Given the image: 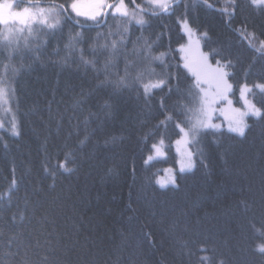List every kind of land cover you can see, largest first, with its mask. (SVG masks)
<instances>
[{"label": "trees", "instance_id": "16d2710c", "mask_svg": "<svg viewBox=\"0 0 264 264\" xmlns=\"http://www.w3.org/2000/svg\"><path fill=\"white\" fill-rule=\"evenodd\" d=\"M50 2L40 0L42 6ZM172 2L168 12L145 15L143 26L111 15L97 24L72 14V19L62 20V30L41 34L39 53L17 59L18 67L24 65L15 85L17 100L8 105L9 115L0 110V264H21L22 241L34 245L37 238L41 246L38 254L29 252L31 264H41L45 255L50 264H198L197 255L206 253H197V248L205 245L240 264H264V258L249 251L246 229L250 218L264 212V118L250 116L244 136L225 128L206 130L199 144L190 145L195 162L190 171L179 170L178 129L171 124L166 131L154 127L163 119L161 98L169 110L180 99L176 77L181 91L193 83L180 59L185 41L181 22L194 29L205 52L215 50L233 61L229 82L237 100L239 85L264 82V57L254 51L264 41V10L250 0ZM136 4L152 11L147 0ZM133 7L129 3L130 11ZM76 33L86 42L77 44L64 64V45ZM108 33L114 34L108 38L109 49H101L105 40L96 38ZM121 35L126 45L110 71L118 69L122 75L123 53L139 50L143 39L154 42L153 56L166 53L151 63L158 74L153 79L170 73L173 91L155 90L150 108L136 91L116 93L101 84L111 41L119 42ZM91 45L97 48L95 54ZM81 48L86 59L96 61L95 69L80 63ZM250 96L260 107L258 90ZM105 102L112 105L110 110ZM13 118L18 136L11 134ZM161 139L164 157L145 163ZM69 150L75 159L67 164L71 171H64L57 166L65 163ZM168 167L176 184L163 188L157 177ZM13 180L16 186L9 192ZM185 242L187 247L182 246Z\"/></svg>", "mask_w": 264, "mask_h": 264}, {"label": "snow or ice", "instance_id": "6c2138e0", "mask_svg": "<svg viewBox=\"0 0 264 264\" xmlns=\"http://www.w3.org/2000/svg\"><path fill=\"white\" fill-rule=\"evenodd\" d=\"M24 0H18V2H12V0H3L0 2V107H4L7 112H11L12 108L8 105L17 100L16 83L18 82V75L21 68L24 67L20 64L18 67L16 61L18 58H23L28 54L34 52L39 53L41 50L40 36L41 34H55L56 31L62 30V20L66 22L72 19V14L75 17H84L86 20L95 21L100 23V18L106 15H111L113 18L119 17L121 19H129L135 21L137 25H146L147 20L145 15H156L158 11L168 12L174 5L172 0H147V7L151 8V12H147L144 7L136 4V0H129L128 3L125 0H118V2L110 3L109 0H64V2H57V0H51L47 6H42L40 0H30V2L20 7V4ZM206 2V0H205ZM235 3V0H232ZM129 3L132 4L133 10H129ZM251 5L256 6L264 10V0H250ZM110 10L106 12L105 10ZM137 10H139V15ZM231 15V13H229ZM106 22V21H105ZM77 24H80L79 20H76ZM187 25V22L185 21ZM127 28L124 32H127ZM245 35L247 34L246 27L244 29ZM114 34H98L97 40L103 38L104 44L99 45L101 49H109L108 38ZM189 42L186 45H181L179 51L184 55L181 56L183 61V68L191 74L193 83L187 90L181 91L179 88V77H176L177 86L175 91L180 94V99L173 109L169 110L164 103V98L160 100V115L163 116L162 120H158L154 127L159 131L163 128L165 131L168 125L171 124L175 129H178L177 135L181 136V139L176 141L177 145L184 144L186 146L199 144L203 135H206V130L212 128H218L219 125L212 123V114L215 111V106L222 102H227L231 105L229 100V93L233 90V84L229 82V77L234 73L229 72L228 69L234 68L233 61L223 56L222 53L213 50L212 53H205L200 50L199 39L195 42L191 40L192 30L188 28ZM204 36L207 34L204 33ZM143 39V38H140ZM86 42V38L82 33H76L74 36L68 38V43L64 45L68 54L62 58L61 62L68 63L73 53L76 51L77 44H83ZM44 45L47 41L42 42ZM36 45L33 48V45ZM153 44L147 39H143V43L140 44L139 50L135 47L132 53L124 52L125 65L123 74L121 75L119 70L110 71L111 68L116 67L115 58L121 54L122 46L126 45V41L121 35L119 42L116 40L111 41V53L112 55L105 63L103 68V74L105 80L101 82L109 84L116 93L133 90L137 92V95H142L147 107H151L150 101L155 95V90H163L168 87V92L171 94L173 88L170 86L173 79L170 73L165 74L166 78L153 79L158 74L151 68V63L160 60L166 55V53H160L159 56H153ZM119 45V46H118ZM93 54L96 53L97 48L95 45L90 46ZM80 63L85 66H91L96 68L95 60H88L85 58L84 49L80 50ZM254 51L257 56L264 57V41H259V46L255 47ZM59 55V53H57ZM129 56H134L137 59H129ZM220 56V59H216ZM211 57V59H210ZM214 60V64L212 62ZM99 72L100 70L97 69ZM115 76V79L111 77ZM241 98L245 101V111L234 109L235 116L229 121V132L237 133L239 136L245 135V130L248 125L245 121V117L252 115L256 117L264 118V82L253 83L251 87L247 82L239 85ZM258 90V94L262 97L260 101V107H257L255 103L248 100V95L253 94ZM255 98V97H254ZM80 103V101H77ZM112 105L105 102L104 108L110 110ZM0 129H3V124L0 123ZM11 134L18 136L17 125L13 118L11 122ZM87 139V137L85 138ZM116 137L111 138V142L115 143ZM81 144L84 141H80ZM107 143V141H106ZM163 144V139L159 142ZM6 146V145H5ZM153 149L159 153L160 149L157 144L152 145ZM74 150H69L65 153V163L59 164L58 168H63L64 171H71L67 167L68 163L74 162ZM189 163L186 165L189 169L193 167L191 163L192 153L189 151ZM153 159L152 155H149L145 163ZM48 170L47 167L45 169ZM184 170L182 166L181 171ZM111 171V169L109 170ZM55 175V171L50 173ZM171 183H175V178L171 180ZM16 186V181L13 180L9 186L8 191L11 192ZM0 199L3 196L0 195ZM249 251L252 254L258 255L264 258V212L258 216H254L247 221L246 224ZM11 239L9 243H11ZM45 243L51 245V240H45ZM25 259L21 264H31L28 259L29 252H36L41 246V241L37 238L36 243L24 244ZM187 247L186 242L182 245ZM18 248L21 245H17ZM197 253H206V255H197L198 264H240V262L234 261L231 256L220 253L215 247L202 246L197 248ZM195 253L189 252V255ZM5 255H15V253H6ZM41 264H50L49 256L45 255L41 258Z\"/></svg>", "mask_w": 264, "mask_h": 264}, {"label": "rangeland", "instance_id": "374dc122", "mask_svg": "<svg viewBox=\"0 0 264 264\" xmlns=\"http://www.w3.org/2000/svg\"><path fill=\"white\" fill-rule=\"evenodd\" d=\"M0 2H3V0ZM12 2H16V1L12 0ZM24 6H26V5H21L20 7L22 8ZM44 6H47V5H44ZM82 18H84V17H82ZM189 27L192 30L191 40L193 42H195L199 39L200 50L205 52L203 47H202L201 39L198 37V35L194 31V29L188 23H187V25L185 24V21L181 22V28L185 34V41H184L183 45H186L189 42V35H188V28ZM205 53H207V52H205ZM182 55H184V54L182 53ZM213 64H214V62H213ZM231 93H229V96H228L229 100H231V105H229L225 101V102L219 103L215 106V111L212 114V123L215 125H219L218 128H215L216 130L223 129V128H225L227 130L229 129V121L231 119H233L235 116V113L233 112L234 109H239L240 111L246 110L245 101H244V99L241 98L240 90L238 93L237 100L235 98H233V95ZM248 100L250 102L254 103V101L251 99L250 95H248ZM2 109H5V108L0 107V110H2ZM7 115H9L8 112H7ZM250 116H252V115L246 116L244 118L246 123H247L248 118ZM253 117H256V116H253ZM212 129H214V128H212ZM232 133H234V132H232ZM178 139H181V136ZM157 145L159 146L160 151H159V153H157L156 150L154 149V152L152 154L153 158L164 157L165 149H164L163 144L161 145L160 143H157ZM175 148H176V151L178 154L179 170L181 171L182 166L184 167L183 171L192 170L194 165H195V162L193 160V153L191 150V146L190 145L187 146V150H186V146L184 144L177 145V143L175 142ZM189 151L192 153L191 163L193 164V167L191 169L186 167V165L189 163V155H188ZM173 178H175V183H171V180ZM157 183L159 184L160 187H163V188L168 187V186H174L176 184V177H175L174 170L172 168H169V167L164 169L163 174H161L157 177Z\"/></svg>", "mask_w": 264, "mask_h": 264}]
</instances>
